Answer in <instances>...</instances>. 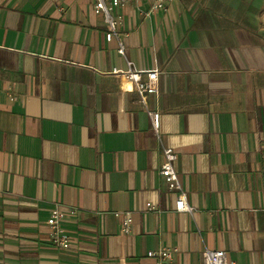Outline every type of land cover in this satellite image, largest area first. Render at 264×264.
I'll use <instances>...</instances> for the list:
<instances>
[{"label":"crops","instance_id":"obj_1","mask_svg":"<svg viewBox=\"0 0 264 264\" xmlns=\"http://www.w3.org/2000/svg\"><path fill=\"white\" fill-rule=\"evenodd\" d=\"M95 2L0 0V264H202L206 248L264 264V0H132L111 41ZM129 62L159 71L147 106L112 72Z\"/></svg>","mask_w":264,"mask_h":264},{"label":"built area","instance_id":"obj_2","mask_svg":"<svg viewBox=\"0 0 264 264\" xmlns=\"http://www.w3.org/2000/svg\"><path fill=\"white\" fill-rule=\"evenodd\" d=\"M132 0H96L94 8L97 12L104 15L106 21L109 24V31L106 32V39L111 41L117 37V27L119 20L114 17V10L118 7L125 6ZM171 0H152L150 11L156 10H168V4ZM149 11V12H150ZM148 12V13H149ZM119 53L124 54V44L119 41ZM113 73L124 74L129 80L133 81L136 86V90L140 95L141 101L147 106V96L149 94H158L159 87V71L157 68L153 69H137L130 62L129 67L126 70H120L113 68ZM149 114L152 119L153 126L158 132L160 127V113L157 111L149 110ZM165 161L163 162L160 172L164 176L170 190L176 192L175 209L177 211H193V207L188 203L187 192L183 189L181 181L179 179L178 172L174 166V162L177 160V153L171 147L164 148ZM148 209H154L151 202H147ZM75 209H70V214H75ZM62 212H55L48 219V224L51 228V241L59 247L69 248L71 245L70 235L61 227L60 220L63 217ZM115 215L122 218V230L124 233L131 231L133 217L131 212H115ZM173 252L167 248H161L159 250H150L148 255L151 257L159 258V260H166L172 258ZM202 264H238L235 261H230L227 257V253L223 249H210L206 248L202 253Z\"/></svg>","mask_w":264,"mask_h":264}]
</instances>
